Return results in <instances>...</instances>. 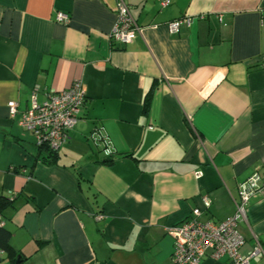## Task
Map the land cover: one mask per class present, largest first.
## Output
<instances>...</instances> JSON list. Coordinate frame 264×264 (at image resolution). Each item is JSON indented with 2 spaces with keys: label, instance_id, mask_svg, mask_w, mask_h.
Masks as SVG:
<instances>
[{
  "label": "crops",
  "instance_id": "0c3cea01",
  "mask_svg": "<svg viewBox=\"0 0 264 264\" xmlns=\"http://www.w3.org/2000/svg\"><path fill=\"white\" fill-rule=\"evenodd\" d=\"M165 1L126 0L140 30L122 44L110 38L117 0H0V196L16 197L2 215L14 264H171L165 228L204 195L199 220L230 217L254 171L239 252L259 244L249 264H264V0ZM183 16L190 24L170 33ZM74 81L84 106L46 165L18 121L33 91L42 102ZM0 264H12L1 249Z\"/></svg>",
  "mask_w": 264,
  "mask_h": 264
},
{
  "label": "built area",
  "instance_id": "2783aa9c",
  "mask_svg": "<svg viewBox=\"0 0 264 264\" xmlns=\"http://www.w3.org/2000/svg\"><path fill=\"white\" fill-rule=\"evenodd\" d=\"M166 0L163 4H167ZM67 15L58 12L56 21L67 22ZM182 24L189 25L190 18L183 16L168 23L170 33H177ZM139 28L129 12L126 0H117L116 21L110 38L114 42L126 44L132 41ZM85 102V89L80 81H74L67 88L48 95L42 102L36 100L35 91L31 94V105L19 118V125L31 131L36 148L45 146L50 150H58L68 138V132L78 122ZM7 108L10 118L18 114L17 103L8 101ZM97 131L92 140H100ZM109 153V152H107ZM197 177L201 170L195 172ZM260 175L254 171L238 185L239 199L235 201L234 213L222 220H199L202 212L211 204L208 195L201 197V205L193 208L191 214L182 221L165 228V232L173 238L171 264H200L209 256L217 259L226 255L232 264H249L250 258L261 251L256 244L248 254H241L240 247L244 243L243 236L237 230L238 221L246 219L249 199L261 190ZM98 217V216H97ZM99 218V217H98ZM5 224L0 215V227Z\"/></svg>",
  "mask_w": 264,
  "mask_h": 264
},
{
  "label": "trees",
  "instance_id": "16d2710c",
  "mask_svg": "<svg viewBox=\"0 0 264 264\" xmlns=\"http://www.w3.org/2000/svg\"><path fill=\"white\" fill-rule=\"evenodd\" d=\"M145 107L147 108V102H145ZM36 156L37 158H39V160L42 163L46 165H51L57 162L58 151L50 150L45 146H40L37 149ZM15 198H16L15 195L11 197L0 196V215L1 216L4 214V211L6 209L10 207H14ZM10 238H11V232L7 228H5V225L1 226L0 227V249L7 254L10 262L14 264L15 255L10 245Z\"/></svg>",
  "mask_w": 264,
  "mask_h": 264
},
{
  "label": "water",
  "instance_id": "95a60500",
  "mask_svg": "<svg viewBox=\"0 0 264 264\" xmlns=\"http://www.w3.org/2000/svg\"><path fill=\"white\" fill-rule=\"evenodd\" d=\"M58 151V150H57Z\"/></svg>",
  "mask_w": 264,
  "mask_h": 264
}]
</instances>
